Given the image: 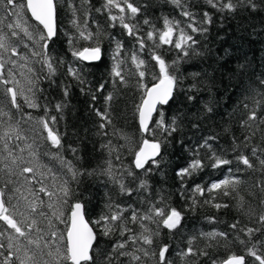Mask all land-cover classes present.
Segmentation results:
<instances>
[{"label":"trees","instance_id":"16d2710c","mask_svg":"<svg viewBox=\"0 0 264 264\" xmlns=\"http://www.w3.org/2000/svg\"><path fill=\"white\" fill-rule=\"evenodd\" d=\"M255 2L257 8L254 10L238 7L234 11H220L211 8L207 0H183L184 10L192 14L191 22L194 26L206 29L192 32L187 27L190 21L171 0H135L140 12L127 22L136 25L141 34L163 29V20L167 17L169 20L181 21L184 30L196 41L192 45L195 52L179 59V51L168 45L155 49L158 54L163 55L170 68L172 60H178L175 74L179 77V83L173 98L163 107L166 121L175 119L178 126L170 136L156 130L153 137L151 134L144 135L139 130L136 111L142 96L139 83L151 86L155 83L153 75L159 72L158 65L151 59L153 41H147L145 49L140 51L135 39L128 36L118 22L113 26L109 10L105 7L106 0H56L58 36L54 42H50V54L56 63L55 75L49 76L48 69L42 66L41 57L32 55L33 50H41L39 43L34 44L23 31L16 29L20 36L12 37L11 40L17 45L19 55L4 53L6 63L3 71L7 76L11 70L27 96L32 95L27 91L29 81H34L40 107L28 108L24 99L19 98L18 102L24 112L31 113L32 119L28 120L26 115L22 117L19 111L10 108L3 92L6 86L0 84V106L4 107V111L10 112L12 120L8 123L18 127L23 137L20 140L13 137L9 146H15L14 155L35 168L37 179L50 190L58 193L62 181L69 180L75 196L62 208L65 217L69 215L68 206L76 198L85 204L86 218L90 222L109 214L110 204L126 209L125 218L130 217L132 210L143 213L150 204H157L166 210L175 207L182 212L180 226L172 232L161 228L159 237L163 243L171 246L169 259L173 264H220V261L232 253L245 254V245L239 242L240 239H248L239 232V228L243 227L261 228V231L254 234L252 241L257 243L260 251H264L260 247V242L264 241V228L256 223L257 217L264 212V169L247 148L239 150L252 158L256 164L254 170L240 165L241 170L236 171V165H233L232 172L226 168H205L183 180L176 175L177 169L185 167L191 159L190 149L202 144L208 137H215V140L210 141L212 148L228 158L234 159V146L242 145L249 136L252 137L247 141L250 146L264 149V119L251 122L250 127L245 125L247 114L253 108L258 116H264V107L254 104L264 94V84L261 83L264 81V0ZM111 12L118 14L117 9H111ZM204 12L209 13L211 23L201 22ZM29 17V13L24 14L31 31L36 23ZM14 20L16 17L9 18L3 5H0V36H10L6 25ZM144 20L149 23L145 24ZM80 31L92 33L94 39L80 38ZM116 39L124 44L125 84H121L111 74ZM96 41L102 49V60L99 63L88 65L72 55L73 50L96 46ZM132 52H136L138 58L145 61L140 70H144L146 76L139 83L138 70L130 59ZM70 67L79 73L85 83L81 84L69 74ZM100 83L105 85L103 92L96 91ZM65 88L68 89L67 96L64 95ZM108 94L112 95L110 101L105 100ZM93 95L96 96L95 100ZM57 103L64 105L61 112L55 110ZM96 110L106 112L110 119L104 129L99 127L105 122L97 115ZM50 116L57 117L55 129L61 137L62 145L59 149L52 147L44 139L47 133L37 123ZM7 120V117L0 116V134L7 127ZM150 127L155 130V125ZM145 138L163 141L161 156L157 158L159 166L152 165L149 173L135 169L133 163L134 152ZM109 141L110 148L103 147ZM27 145H32V148L29 149ZM21 148L24 149L23 152L20 151ZM73 149L76 151L73 152ZM5 155L7 153L3 150V142H0V169L4 167ZM66 162H71L81 173L92 174L80 175L77 180L72 181L70 174H67ZM109 165L111 177L101 174ZM126 169H133L139 179L134 180L128 176ZM14 170L16 175L11 177L0 170V188L8 196L16 197L10 201V209L19 199L20 211H25L27 201L21 197L33 199L32 190L38 189L40 184L35 180H26L25 176L29 174L20 175L19 168ZM232 175L238 176L240 183L228 196L223 195L224 189L205 192L203 196L193 193L196 184L207 186ZM9 179L12 183L5 187ZM140 180L147 182L146 188L139 187ZM116 181L132 189L131 195L122 192ZM17 187L20 188L19 193L9 191ZM41 196L45 203L38 211L43 210L51 216L47 204L57 203L56 197L50 201L49 197L43 194ZM206 200L209 202L205 203ZM216 203L227 204L228 207L217 209L214 206ZM241 204L243 208L240 207ZM35 218L41 228L48 229L47 219L40 216ZM52 220L58 231L66 229V225L55 217ZM237 222V229H232L231 225ZM90 225L96 234L92 250L93 262L90 264H109V260L111 264H129L128 257L113 252L116 243L124 239L119 231L114 230L105 235L101 226ZM127 226L134 232L141 231L138 223L129 222ZM149 226L156 229L155 224ZM213 232L227 233L228 238L207 235ZM189 240H192L194 249L206 255L181 258L178 253L186 249ZM247 260L248 264H257L251 257H247ZM147 264H155V260H148Z\"/></svg>","mask_w":264,"mask_h":264},{"label":"snow or ice","instance_id":"6c2138e0","mask_svg":"<svg viewBox=\"0 0 264 264\" xmlns=\"http://www.w3.org/2000/svg\"><path fill=\"white\" fill-rule=\"evenodd\" d=\"M173 4L180 7L182 15L190 21L187 25L192 32L206 31V29L200 28L198 25L194 26L191 22L193 20L192 14L184 10L183 0H171ZM207 3L213 9L220 11H234L238 7H247L249 9H256L257 3L255 0H207ZM0 5H3V10L9 18L11 16L16 17V21L8 23L6 27L10 30V36H0V84L5 85L4 96L8 98L10 108H15L21 113V116H27L28 120H31V113H25L21 104L18 102L19 98H23L28 108H38L40 105L36 99L35 82L29 81V87L27 91L32 93L31 96L25 95V89L19 86V81L15 79L14 74L9 70L7 76L4 74V67L6 61H4V53L10 52L12 56L19 55L17 52V45L12 43V37H19L20 33L16 29L23 31L33 43H39L40 51L33 50L32 55L40 56L43 67L48 69L49 76L55 75L56 63L51 56V44L58 36V29L56 23L57 16V3L56 0H0ZM105 7L109 10V19L113 22H118L119 25L126 30L128 36L135 39L139 46V50L143 51L146 47L147 41H153V51L151 53V59L158 65L159 72L153 75L155 83L151 86L139 81H143L146 72L140 70L145 65L143 59H139L136 52H132L130 59L135 64L138 70V83L142 89V96L140 103L136 106V111L139 121V130L142 133L151 134L153 137L156 135V130L165 136H170L177 130V124L175 119L171 122L166 121L163 107L168 105L173 98L174 90L179 83V77L175 74V66L178 60H172V67L166 62L162 54H158L155 49L160 48L162 45H168L179 51L181 57L189 56L195 52L192 45L196 43L193 36L188 34L183 27L181 21L169 20L167 17L163 20V29H154L148 31L146 34H141L136 25L127 22L131 21L139 12L140 7L135 4V0H106ZM111 9H117L118 14H112ZM30 13L29 19L34 20L36 25L29 31L28 21L24 19V14ZM202 23H211V17L208 12H204L202 16ZM75 23V22H74ZM145 24H148V20H144ZM42 26V27H39ZM79 37L85 40H93V34L84 31L79 32ZM175 37V39H174ZM115 39V38H113ZM71 43V41H70ZM25 47H28L25 44ZM124 44L121 40H115V50L112 56L114 61L111 74L118 78L121 84L127 83L125 75L123 74V65L125 59L123 58ZM72 55L82 61H100L102 59V49L99 42L96 41V46L83 47L80 50H73ZM15 63L14 61H8ZM69 74L75 77L81 84L85 81L80 77L79 73L73 70L71 67L68 69ZM264 84V81H261ZM10 85V86H9ZM105 85L100 83L97 85L96 91L103 92ZM64 95H68V89L65 88ZM96 96L93 95V100ZM112 95L108 94L105 97L106 101H110ZM254 104L264 107V94H261L259 100H255ZM64 105L57 103L55 110L61 112ZM247 107V106H246ZM47 111V109H45ZM97 115L101 117V120L105 123L100 124V128L104 129L107 123H110V119L106 112L96 110ZM0 116L7 117L5 121L7 127L0 134V142H3V150L7 153L4 156V167L6 175L9 177L16 175L15 168H19V174H29L25 176L28 181L35 180L40 184L38 189L32 190L33 199L28 197H21L27 201L25 211H20L19 199L16 205H12L11 209L9 203L13 196H8L4 189L0 188V264H90L93 262V243L96 240V234L90 224L99 225L103 228L104 234L109 235L114 230L119 231L120 235L124 239L118 241L113 249V252L119 256H126L129 258V264H147L148 260H155V264H173V261L169 259L170 245L163 243L160 237V229H166L172 232L181 224L182 212L175 207L168 208L160 207L157 204H150L149 207L143 212L138 213L135 210L131 211L130 217L125 218L124 212L126 209H122L120 205H109V214L101 215L94 222L88 221L85 217L87 209L85 204L76 198L73 203L68 206L69 215L65 217L62 208L69 204V200L75 196L72 190L69 180L62 181L59 188V192L50 190L42 181L37 179L36 169L28 166L27 163L22 161V158L14 155L13 147L9 146V141L15 137L16 140H20L21 136L18 127H14L8 121L12 120L10 112L4 111V107L0 106ZM257 119H264V116H258L255 108L249 111L247 114V120L245 125L250 127L251 122ZM41 125L42 130L47 133L44 139L50 142L52 147L59 149L61 145V137L58 131L55 129L57 123L56 116H50L48 119H41L37 121ZM155 125V130L150 126ZM107 135V132L103 133ZM252 139L251 136L246 137V141L241 144H236L233 148L235 157L228 158L223 153H218L212 148L210 141L215 140V137H208L204 139L202 144L194 146L190 149L192 156L185 167L177 169L176 175L183 180L185 177L193 176L195 173L203 171L205 168L212 169H227L232 172L233 165H236V171H240V165L245 166L248 169H255L256 164L252 158L249 157L244 151L239 150L241 148H247L252 157H255L260 167L264 169V149L250 146L247 141ZM162 140L158 139H143L138 149L134 152V168L137 170H143L145 173L152 171V165L159 166L158 157L161 156ZM111 141L108 144L103 145L105 148H110ZM29 149L32 145H27ZM201 150H204L203 152ZM24 151L23 148L20 149ZM33 151H35L33 149ZM73 152L76 150L73 149ZM259 153V155H258ZM67 174H70L72 181L77 180L78 176L92 173H81L76 169L71 162H66ZM126 174L133 177L134 180L139 179L133 169H126ZM101 174H107L111 177V166L102 170ZM120 190L131 195L132 189L128 188L120 181ZM12 183L11 179L6 181L5 187ZM240 183L238 176L232 175L225 177L217 182H212L210 185L201 186L196 184L193 188V193H199L201 196L205 192H213L217 189H224L223 195L228 196L232 191H235V186ZM139 187L146 188L147 182L140 180ZM15 193L20 192V188L9 189ZM43 196L49 197L51 201L55 196L57 203H48L47 207L51 210V216L43 210H39L44 205L45 201ZM242 199V198H241ZM209 201H205L208 203ZM193 203L195 200L193 199ZM217 209L221 207H228L227 204L216 203L214 205ZM243 208V205H240ZM35 214V215H34ZM35 216L44 217L47 219L48 229L41 228L38 224ZM52 217H55L60 223L66 225L64 231H58L53 225ZM138 223L141 231L139 233L134 232L127 225L128 223ZM148 222V223H146ZM238 223L231 225L232 229H237ZM256 223L264 228V212H262L256 219ZM149 224H155L156 229H153ZM261 231V228L256 227H243L239 228V232L243 233L248 239H240V243L245 245V254L232 253L226 257V259L220 261V264H248L247 257H251L257 264H264V251H260L257 248V243L252 241V237L256 232ZM36 233V236H33ZM126 233L128 235H126ZM210 237L220 236L225 239L228 238L227 233L213 232L207 234ZM137 245H139L137 247ZM147 246V247H145ZM260 247L264 248V241L260 242ZM131 249V250H129ZM206 253L198 251L193 248L192 240L188 241V246L184 251L178 253L183 258L185 256H194ZM147 258V260L145 259ZM111 264V260H109Z\"/></svg>","mask_w":264,"mask_h":264},{"label":"water","instance_id":"95a60500","mask_svg":"<svg viewBox=\"0 0 264 264\" xmlns=\"http://www.w3.org/2000/svg\"><path fill=\"white\" fill-rule=\"evenodd\" d=\"M29 15H30V13H29ZM34 21V20H33ZM35 22V21H34ZM36 23V22H35ZM56 23H57V16H56ZM40 27H42V26H40ZM102 60V59H101ZM100 60V61H101ZM82 61V60H81ZM100 61H82L83 63H85V64H88V65H93V64H97V63H99ZM171 101V100H170ZM167 106V105H166ZM165 107V106H164ZM144 135H146V133H143ZM86 218V217H85ZM87 219V218H86ZM91 226V225H90ZM95 232V231H94ZM95 243H96V240L94 241V243H93V248H94V246H95ZM93 250V249H92Z\"/></svg>","mask_w":264,"mask_h":264},{"label":"rangeland","instance_id":"374dc122","mask_svg":"<svg viewBox=\"0 0 264 264\" xmlns=\"http://www.w3.org/2000/svg\"><path fill=\"white\" fill-rule=\"evenodd\" d=\"M16 20H14V22H15Z\"/></svg>","mask_w":264,"mask_h":264}]
</instances>
